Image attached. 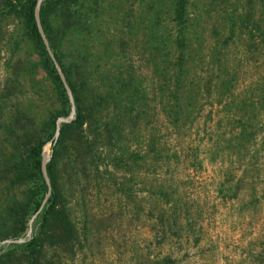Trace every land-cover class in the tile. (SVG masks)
<instances>
[{
    "label": "rangeland",
    "instance_id": "374dc122",
    "mask_svg": "<svg viewBox=\"0 0 264 264\" xmlns=\"http://www.w3.org/2000/svg\"><path fill=\"white\" fill-rule=\"evenodd\" d=\"M97 3V14L91 12L88 17L94 23L91 33L83 30L84 39L69 34L59 50L67 60L87 69L95 86L104 87L115 67L122 73L130 67L132 85L117 96L121 103L129 101L132 108L146 110L161 96L167 100L163 89L159 97L147 92L151 86L157 88L162 78L164 54L153 51V46L160 47L161 37L171 30L173 0ZM248 6L252 20L245 28L239 18ZM186 13L194 22L195 35L191 60L185 65L203 78L208 68H216L223 92H231L232 100L226 97L216 103L215 93L221 91L216 85L202 99L206 101L193 121H184L177 134L158 113L154 121L160 128V153L156 158L148 150V128L134 129L112 146L96 147L97 174L87 184H71L60 173L81 242L65 264H153L164 257L171 264H258L257 254H264V0H187ZM230 20L234 22L231 32ZM0 30H5L0 38L1 83L7 65L19 57L29 64L31 56L18 22L0 19ZM74 39L84 41L83 49ZM79 50L83 62L77 56ZM21 75L17 102L37 126L58 104L41 73ZM180 104L185 113L186 103L181 100ZM7 112L5 103L0 106V125ZM237 119L251 123L247 130L253 132L238 136ZM2 146L0 138V153ZM48 150L46 144L44 154ZM244 154L248 167L243 181L250 193L235 195L231 184L241 176ZM181 202L189 204L190 222L181 214L177 234H158V216L166 220V208Z\"/></svg>",
    "mask_w": 264,
    "mask_h": 264
},
{
    "label": "trees",
    "instance_id": "16d2710c",
    "mask_svg": "<svg viewBox=\"0 0 264 264\" xmlns=\"http://www.w3.org/2000/svg\"><path fill=\"white\" fill-rule=\"evenodd\" d=\"M34 5L35 0H0V19L12 18L18 22L22 36L30 47L31 56V59L28 58L29 64H25L26 62L19 57L7 65L8 71L0 83V106L7 103L9 110L5 114L3 124L0 125V138L3 144L0 153V241L22 238L30 226V236L23 242L0 245V264H65L66 259L73 257L75 251L81 247V242L78 230L69 215L61 175L71 184L78 186L87 184L96 172L97 146L114 145L113 141L132 134L134 129L141 131L148 128V150L153 158H156L160 153L157 135L160 128L156 124L157 121H154L158 113L162 112L166 125L177 134L184 121L187 124L193 121L206 101L202 99L209 97L216 85L221 90L215 93L216 103L231 97V92H223V82L220 81V75L215 72L216 68H208L203 78L194 75V68L185 65L186 61L191 60L194 43L191 37L195 35L192 28L194 22L187 18V0H173L170 10L171 27H168L171 30L161 37L160 47L153 46V51H160V55L164 54L162 58L164 66L161 70L160 84L157 88L151 86L150 92L147 93L159 97L157 94L163 89L165 90L163 96L167 100L161 96L156 100V104H148L146 110L132 108L129 101L121 103L117 97L132 85L130 67L123 73L115 67L116 72L108 76L104 87L95 86L89 80V71L81 67L77 61L67 60L65 54L59 50L69 34L79 37L83 30L91 33L94 23H89L88 17L91 12L94 16L97 14V0H92L89 4H85L83 0H44L38 10L40 25L54 60L62 71L75 108L74 119L60 124L58 136L54 141L55 121L57 117L65 116L69 112V103L64 87L37 32L33 16ZM250 9L248 6L247 12L241 14L239 18L245 28L247 22L252 20ZM253 23L256 25V22ZM233 26L234 22L230 20L229 32ZM252 27L258 28L253 25ZM151 29L153 30V27ZM4 31L0 30V38L5 34ZM80 39H84L83 36H80ZM75 41L76 45L83 49L84 41L79 39ZM227 41L228 39H223L224 44ZM197 50H200V47H197ZM80 53L81 50L77 56L81 55ZM80 59L82 62L85 60L82 55ZM28 71L42 74L51 96L58 104V108L49 113L37 126L17 102V96L22 92L21 74ZM181 100L188 107L185 113L184 106L180 104ZM229 100H232V97ZM225 105L224 103V107ZM156 108H159L158 112L155 111ZM141 119L144 121H140ZM237 125V134L240 137L253 132L247 130L251 126L249 122L237 119ZM46 144H49L51 149L50 158L45 166L50 194L41 206L46 184L40 171V160L41 151ZM261 144L264 145V142L261 141ZM242 161L241 176L234 178L231 184L233 189L231 192L235 195L248 191L247 184L243 181V176H247L248 167L245 154ZM59 162L61 165L58 167ZM232 180L233 178L228 181ZM262 191L264 192V184ZM188 207L187 202H181L179 205L170 204L166 208L169 213L167 219L160 215L157 218L158 234L162 236L167 232L171 235L177 234L178 228L181 227L178 222L179 216L183 214L185 219L189 220L186 213ZM257 257V263L264 264V254H257ZM171 263L169 258L164 257L153 264Z\"/></svg>",
    "mask_w": 264,
    "mask_h": 264
},
{
    "label": "water",
    "instance_id": "95a60500",
    "mask_svg": "<svg viewBox=\"0 0 264 264\" xmlns=\"http://www.w3.org/2000/svg\"><path fill=\"white\" fill-rule=\"evenodd\" d=\"M44 0H35V5H34V9H33V16H34V21H35V25H36V29L37 32L39 34V37L41 38V41L44 45V48L49 56V58L52 61V64L56 70V73L64 87L65 93L67 95V99H68V103H69V112L66 116L64 117H58L55 121V129H54V134H53V139L54 141L56 140L57 136H58V132H59V126L61 123H68L70 121H72L74 119V115H75V108H74V103H73V99L70 93V90L64 80L62 71L60 69V67L58 66V64L56 63V61L54 60L53 54L48 46L47 40L44 36V33L42 31L41 25H40V21H39V16H38V10H39V6L40 4L43 2ZM44 148V147H43ZM51 155V149L49 148L48 152H46L44 154L43 149L41 151V160H40V171L43 177V180L46 184V193L44 194V197L42 199L41 202V206L42 204L46 201V199L48 198L49 194H50V184H49V179L48 176L46 174V162L49 160ZM30 223V221H29ZM30 236V226H28L26 232H25V236H23L22 238H18V239H4L2 241H0V245L1 244H8V243H20L23 242L25 239H27Z\"/></svg>",
    "mask_w": 264,
    "mask_h": 264
}]
</instances>
